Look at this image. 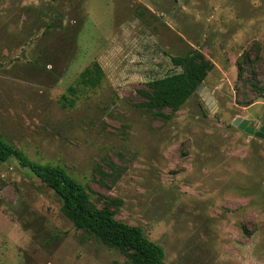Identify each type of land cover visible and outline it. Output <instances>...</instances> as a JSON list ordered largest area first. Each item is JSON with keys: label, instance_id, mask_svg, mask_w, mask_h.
Here are the masks:
<instances>
[{"label": "rangeland", "instance_id": "obj_1", "mask_svg": "<svg viewBox=\"0 0 264 264\" xmlns=\"http://www.w3.org/2000/svg\"><path fill=\"white\" fill-rule=\"evenodd\" d=\"M190 48L214 68L155 118L140 90ZM94 61L104 79L90 89L78 80ZM252 82L264 87V0H0V138L63 167L98 207L121 200L116 219L165 264H264V141L232 125L263 126ZM109 161L115 184L99 172ZM61 208L28 168L0 162V264H129Z\"/></svg>", "mask_w": 264, "mask_h": 264}, {"label": "trees", "instance_id": "obj_2", "mask_svg": "<svg viewBox=\"0 0 264 264\" xmlns=\"http://www.w3.org/2000/svg\"><path fill=\"white\" fill-rule=\"evenodd\" d=\"M177 69L162 78L149 82L148 89L140 90L143 102L141 106L155 118L168 120L171 116L164 110L178 111L206 80L214 68L203 52L190 48L184 55L171 57ZM243 68L238 67V79H242ZM104 79V71L97 61L85 68L78 83L86 88L99 87ZM257 93L263 94L264 87L251 83ZM239 90V85H236ZM71 88V91H74ZM251 101V100H249ZM64 98L63 108L74 106ZM16 160L23 168H28L37 178L45 183L62 201V213L72 222L77 230L94 237L108 248L121 252L129 264H165V251L150 241L139 226L129 225L116 219V208L122 206L119 199L110 198L103 207H98L92 200L86 186L69 174L63 167L42 164L28 158L20 149L0 138V162ZM111 172L99 170L104 179L115 184L121 176V169L112 161L107 163Z\"/></svg>", "mask_w": 264, "mask_h": 264}, {"label": "water", "instance_id": "obj_3", "mask_svg": "<svg viewBox=\"0 0 264 264\" xmlns=\"http://www.w3.org/2000/svg\"><path fill=\"white\" fill-rule=\"evenodd\" d=\"M202 90V86L200 85L196 91ZM210 93H206L204 95V100L208 104L209 102L214 103L212 96L209 95ZM209 105V104H208ZM232 125L238 128L240 131L248 134L257 139H261L264 141V125L259 129L256 130L254 127L250 125V121L247 119L236 118Z\"/></svg>", "mask_w": 264, "mask_h": 264}, {"label": "flooded vegetation", "instance_id": "obj_4", "mask_svg": "<svg viewBox=\"0 0 264 264\" xmlns=\"http://www.w3.org/2000/svg\"><path fill=\"white\" fill-rule=\"evenodd\" d=\"M263 125H264V122H263Z\"/></svg>", "mask_w": 264, "mask_h": 264}]
</instances>
